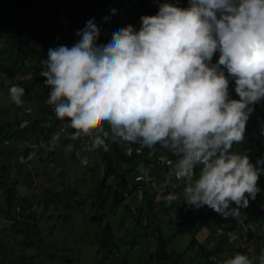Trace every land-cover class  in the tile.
Instances as JSON below:
<instances>
[{"label": "rangeland", "instance_id": "1", "mask_svg": "<svg viewBox=\"0 0 264 264\" xmlns=\"http://www.w3.org/2000/svg\"><path fill=\"white\" fill-rule=\"evenodd\" d=\"M162 2L130 0L134 9H117L110 14L104 0L98 4L95 0H0V123L20 121V125L6 127L0 134V264H174L157 254L159 239L163 240L165 252L178 256L179 264H221L237 252L250 258L261 255L264 232L246 226L256 233L247 240L224 232V227L238 225L245 216L242 220L224 219L218 214L206 218L215 212L205 206L194 210L180 206L185 204L184 187L179 188L174 179L154 181L152 177H142L140 182H134V176L146 173L141 165L149 161L144 157L151 160L154 152L168 155L166 150L159 146L150 150L139 141L117 139L120 153L126 155L133 149V159L139 163V173L124 176L121 170L128 164L116 167L117 151L107 141V156L120 172L106 176L101 146H93L92 135L108 131V123L100 121L87 130L72 132L75 126L57 119L54 106L46 103L48 89L43 86L40 60L49 47L71 46L75 40V36L71 38L72 28H83L89 18L99 23L97 39L107 35L108 26L133 24L138 28L139 17L154 15L157 4ZM168 2L187 6V0ZM141 3L146 5L147 14ZM105 11L109 15L102 17ZM56 33L62 36L58 44L53 42ZM214 56L217 58L214 54L213 62ZM13 84L24 89L22 105L15 104L8 95ZM229 88L232 98H237L231 93V82ZM255 114L264 120V104L256 106L249 120ZM30 125L42 132L40 150L24 154L28 143L13 134ZM96 128L102 132L97 133ZM260 130L257 123L256 133ZM244 137L236 150L255 160L259 153L257 142ZM257 140L264 144L263 138ZM249 144L256 147L254 154L248 151ZM195 170L193 177L197 178L199 166ZM158 181L163 184H156ZM118 183H125L124 188ZM140 189L146 191L141 193ZM170 194L176 199H166ZM141 202L151 208L141 209ZM17 221L29 223L31 235L25 237V227ZM253 264H258V259Z\"/></svg>", "mask_w": 264, "mask_h": 264}, {"label": "clouds", "instance_id": "2", "mask_svg": "<svg viewBox=\"0 0 264 264\" xmlns=\"http://www.w3.org/2000/svg\"><path fill=\"white\" fill-rule=\"evenodd\" d=\"M100 31L89 18L71 46L49 47L40 60L46 103L56 118L74 125L72 132L106 121L104 137L139 141L150 150L159 146L168 155L154 152L141 165L146 173L138 175L183 179L185 205L242 220L241 210L261 191L264 144L257 140L262 152L255 160L229 149L242 145L246 123L264 104V0H187L186 7L163 0L154 15L139 17L138 28L108 26L97 39ZM8 95L25 103L21 86L11 85ZM258 124L264 134V120ZM93 146L107 150L100 135ZM126 157L133 159V149ZM256 259L264 264V249L258 258L237 252L221 264Z\"/></svg>", "mask_w": 264, "mask_h": 264}, {"label": "trees", "instance_id": "3", "mask_svg": "<svg viewBox=\"0 0 264 264\" xmlns=\"http://www.w3.org/2000/svg\"><path fill=\"white\" fill-rule=\"evenodd\" d=\"M129 1L130 0H104V4L106 6V9L110 12V14H111V12H115L117 9H118V11L128 12V10H132V9L135 8V6L132 7L129 4ZM95 2L98 4V2H100V0H95ZM114 3H117L118 4V5H115L116 6L115 7V10H109L108 9V6L109 5H113ZM141 4L143 5V9L145 10L144 11V14H147V11H146L147 10V7H146V5L144 3H141ZM90 7L92 9L93 5H91ZM143 9H141V10H143ZM77 28L78 27H73L72 28V34H71L72 40L74 38V32L76 31ZM75 39H76V37H75ZM215 59H216V57H215ZM258 120H263V118L261 116L255 114V117L252 120H248V122L246 123V126L248 125V123H250L249 128H248V134H247V136L248 137H251L252 139H255L256 142H257V139H260V138H263L264 139V134L261 133V130L259 131V133H256V126H257ZM9 122H11V123H0V134H2L4 132V130H5L6 127H11L12 125H20V121L19 122H16V120H10ZM27 134H29V137L27 136ZM41 134H42V132H41L40 129L33 130L32 129V125H30V126H28L26 128V130L21 131V133H20V131H17L16 133L13 134V136L14 135H17V137H24L25 138V142L28 143V144L26 145V149L23 148L24 151H22V152H24V154H27L29 152V150H36L37 148H38L37 151H31V153L39 152V150H40V148H39L40 147L39 140H40ZM96 136H97V134L94 133L92 135V139L95 140V137ZM100 136H101V138L105 139V143L107 141H111V143H112V145L114 147V150L117 151L116 160L118 161V163H117L116 167H118L120 169L121 168L120 167L121 164H125V165L128 164V168H125L124 170H121L122 174L125 176V174H127L128 172L137 173V169L135 167L136 162L134 161V159H130V158L126 157V155L124 153L123 154L120 153L119 149L117 148L118 147L117 139L116 140H112V139H110V137H104L103 136V133L100 134ZM12 146L13 147L14 146H17V144H13ZM232 146H233V151L235 153H238L237 150H236V147L234 145H232ZM257 146H258V150H259V153L257 155L259 156L260 153L262 152L261 151L262 150V147H261V145L258 142H257ZM100 148H101V150H100L101 153L100 154L103 157V162H104V164H103V168L104 169L103 170L105 172V175L108 176V175H110V173H118V172H120V171H117V168L115 170L114 163L107 156V153H106L104 147L101 146ZM255 148L256 147H254L253 144L252 145L249 144L248 151L251 152V153H253V151L255 150ZM263 148H264V145H263ZM195 174H196V170L195 171L193 170V175H195ZM259 177H260V180H258L259 182L257 181V183L264 190V184H262V183H264V182H262V180H264V171H262V173L260 174ZM195 179H196L195 177H192V180H195ZM123 184H125V183H122V184L121 183H118V185L121 188H124L123 187ZM177 185H178L179 188L180 187H184L185 188V186H186L185 181L184 182H177ZM124 191H126V190L124 189ZM140 191H141V193H144L146 190H139V192ZM181 201H182V199H181ZM7 202H10V199H8ZM184 205L185 204L180 203V206L183 207ZM143 208H146L148 210L151 207H148L145 203H142L141 202V209H143ZM190 208H192V207H190ZM259 209L262 212V209H264V204L262 205V203H259L255 207V209L252 210L251 212H248L249 210H247V208L242 209L241 210L242 211V214L245 216L244 221H247V224H244L243 223L244 221H241V222H239V225H227L226 227H224V230H225L224 232L225 233H233V234H235L237 236V238H241L242 240H247L250 237L253 238L256 235V233H253L252 232V229L250 231H248V229H247L246 226H248L249 228L253 226L254 229H256V227H259V226L263 227L260 224V221L264 219V213L263 212L261 213L259 211ZM215 215H216V213H213L212 215L211 214L208 215L206 218H210L212 216L215 217ZM16 223L19 224V225H21V226H24L25 227V229H22L23 235L25 237H28L29 235H31V227H30L29 223H27L25 221H17ZM255 223H257V225ZM257 231L264 232L263 230H261V228H258ZM224 236L227 237V238H230V236H228V235H224ZM224 236H222V237L225 238ZM222 242H224V240ZM27 243L30 245V244H32V241H29ZM218 250H219V247H216L215 252H218ZM242 250H243V248L239 249L240 252H242ZM157 254H160L161 255L160 256L161 258H162V256L163 257H166V259H168L170 262H172L174 264H179V261H178V258H177L178 256L173 255V254H170V252H167V251L165 252L164 251V246H163V240L162 239H159ZM207 257H208V255H207ZM208 263L209 264H212L211 262H208ZM215 263H216V261H215ZM9 264H13V263L10 262ZM180 264H183V263H180Z\"/></svg>", "mask_w": 264, "mask_h": 264}, {"label": "bare ground", "instance_id": "4", "mask_svg": "<svg viewBox=\"0 0 264 264\" xmlns=\"http://www.w3.org/2000/svg\"><path fill=\"white\" fill-rule=\"evenodd\" d=\"M177 6H179L177 3H175ZM180 7V6H179ZM233 150V146L229 149ZM262 173V171L260 172V174ZM178 182H184L183 179L179 180ZM257 186L260 188L261 191H259L256 194V197L254 200L249 201V205L247 207V210H249L248 212H251L252 210L255 209V207L259 204L262 203V205L264 204V190L261 188V186L257 183ZM141 192V191H140ZM245 213V212H244ZM248 215V214H247ZM246 215V216H247ZM241 222V221H240ZM258 223V222H257ZM257 223H255L257 225ZM253 224V223H252ZM259 224V223H258ZM260 224L263 226L264 228V219L260 221ZM257 228V227H256ZM213 229V228H212ZM255 232V231H254ZM257 232V231H256ZM213 242V241H212ZM217 245V244H216Z\"/></svg>", "mask_w": 264, "mask_h": 264}, {"label": "built area", "instance_id": "5", "mask_svg": "<svg viewBox=\"0 0 264 264\" xmlns=\"http://www.w3.org/2000/svg\"><path fill=\"white\" fill-rule=\"evenodd\" d=\"M62 40V36L59 35V34H55L54 37H53V42L55 44H58L60 41ZM175 179L177 180V178L175 177ZM142 180V176L141 175H138L135 177V181H141ZM181 180V179H180ZM179 181V180H177Z\"/></svg>", "mask_w": 264, "mask_h": 264}, {"label": "crops", "instance_id": "6", "mask_svg": "<svg viewBox=\"0 0 264 264\" xmlns=\"http://www.w3.org/2000/svg\"><path fill=\"white\" fill-rule=\"evenodd\" d=\"M100 127V126H99ZM101 128V127H100ZM109 131H110V127H109ZM144 158H148V157H144ZM153 175H154V173H153Z\"/></svg>", "mask_w": 264, "mask_h": 264}]
</instances>
